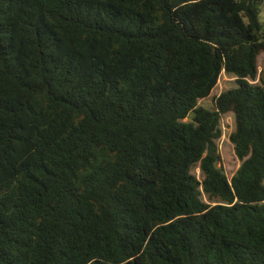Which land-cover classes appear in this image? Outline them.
Returning <instances> with one entry per match:
<instances>
[{
	"label": "trees",
	"instance_id": "obj_1",
	"mask_svg": "<svg viewBox=\"0 0 264 264\" xmlns=\"http://www.w3.org/2000/svg\"><path fill=\"white\" fill-rule=\"evenodd\" d=\"M263 4L0 0V264H264Z\"/></svg>",
	"mask_w": 264,
	"mask_h": 264
},
{
	"label": "rangeland",
	"instance_id": "obj_2",
	"mask_svg": "<svg viewBox=\"0 0 264 264\" xmlns=\"http://www.w3.org/2000/svg\"><path fill=\"white\" fill-rule=\"evenodd\" d=\"M261 8H262L261 21L264 24V4L261 6ZM258 63H259V71L260 72L264 71V54L260 55L258 59ZM235 80H236L235 76L223 72L220 76L216 88L212 91L210 97L201 100L198 103V105L206 109L213 110L215 99L217 97H219L222 93L226 91L236 88ZM221 125H222L221 128L223 131V135L221 139L218 141V150L221 156V164L219 166H222L224 172L231 180L241 166V162L235 154L234 146L230 141V136L235 131L234 116L232 114L224 116L221 121ZM193 174L199 179L202 178L199 168H196L193 171ZM203 200L208 203V199L205 195L203 197Z\"/></svg>",
	"mask_w": 264,
	"mask_h": 264
}]
</instances>
